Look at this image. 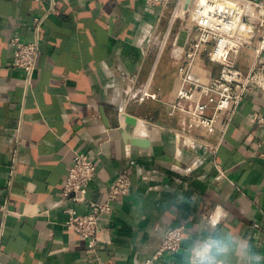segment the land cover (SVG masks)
Listing matches in <instances>:
<instances>
[{
	"label": "crops",
	"instance_id": "0c3cea01",
	"mask_svg": "<svg viewBox=\"0 0 264 264\" xmlns=\"http://www.w3.org/2000/svg\"><path fill=\"white\" fill-rule=\"evenodd\" d=\"M174 3L163 11L142 0H0V264H190L212 241L228 246L218 264H246L249 253L264 264V124L251 121L264 119V75L254 76L225 130L192 125L173 108L178 62L168 51L155 63V38ZM13 37L37 38L29 81L13 66ZM256 47L238 56L243 73L256 64ZM194 73L207 82L219 65L205 54ZM145 87L151 96L139 103ZM77 152L94 158L88 201L104 203L122 171L131 182L99 219L106 243L94 254L63 225L64 208L88 211L61 199ZM179 225L180 249L154 257Z\"/></svg>",
	"mask_w": 264,
	"mask_h": 264
},
{
	"label": "built area",
	"instance_id": "2783aa9c",
	"mask_svg": "<svg viewBox=\"0 0 264 264\" xmlns=\"http://www.w3.org/2000/svg\"><path fill=\"white\" fill-rule=\"evenodd\" d=\"M146 9L161 7L167 10V0H142ZM43 19L34 20L35 32ZM183 45H178L180 35ZM156 58L169 50L173 60L178 62L177 78L180 86L173 108L189 117L196 127L207 133L225 130L230 116L235 112L246 95L254 90V76L264 75V0H175L168 11L163 30L156 36ZM257 41L254 52L256 64L249 72L243 73L236 62L240 53ZM14 48L13 66L21 70L27 80L31 79L39 52L37 38L23 42L18 37L10 40ZM219 65V73L207 82L192 77L199 69L203 55ZM193 74V75H192ZM148 87L141 91L138 102L150 97ZM252 122L264 124V119L254 116ZM94 158L84 152L74 154L62 187L61 199L75 205L87 204L88 211L80 214L74 207H66L64 227L81 237L88 251L94 254L98 245L106 243L101 236L99 219L111 214L112 203L128 194L131 182L127 171L118 174L106 191L104 203L87 200V190L95 177ZM184 225L170 228L162 235L154 257L176 253L182 243ZM146 264H151L147 260Z\"/></svg>",
	"mask_w": 264,
	"mask_h": 264
},
{
	"label": "clouds",
	"instance_id": "9594fccd",
	"mask_svg": "<svg viewBox=\"0 0 264 264\" xmlns=\"http://www.w3.org/2000/svg\"><path fill=\"white\" fill-rule=\"evenodd\" d=\"M228 250V246L220 241L205 243L193 250L190 264H218V257ZM261 257L249 253L245 256L246 264H258Z\"/></svg>",
	"mask_w": 264,
	"mask_h": 264
},
{
	"label": "water",
	"instance_id": "95a60500",
	"mask_svg": "<svg viewBox=\"0 0 264 264\" xmlns=\"http://www.w3.org/2000/svg\"><path fill=\"white\" fill-rule=\"evenodd\" d=\"M183 39H184V35L181 34L180 37H179V40H178V45L182 46L183 45ZM125 122L126 123H129L131 125H134L135 124V119L134 118H131L129 116H126L125 118ZM147 144V142H139V140H133L132 139V144Z\"/></svg>",
	"mask_w": 264,
	"mask_h": 264
},
{
	"label": "rangeland",
	"instance_id": "374dc122",
	"mask_svg": "<svg viewBox=\"0 0 264 264\" xmlns=\"http://www.w3.org/2000/svg\"><path fill=\"white\" fill-rule=\"evenodd\" d=\"M169 50H167L166 52H168Z\"/></svg>",
	"mask_w": 264,
	"mask_h": 264
}]
</instances>
